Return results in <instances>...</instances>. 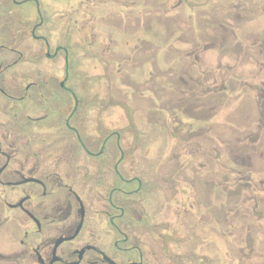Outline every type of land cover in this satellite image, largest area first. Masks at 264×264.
Here are the masks:
<instances>
[{
	"label": "flooded vegetation",
	"instance_id": "1",
	"mask_svg": "<svg viewBox=\"0 0 264 264\" xmlns=\"http://www.w3.org/2000/svg\"><path fill=\"white\" fill-rule=\"evenodd\" d=\"M110 3L136 14L152 70L101 92L75 16L0 0V264H264V0H163L184 52L166 66L144 37L160 1ZM138 91L152 161L129 149Z\"/></svg>",
	"mask_w": 264,
	"mask_h": 264
},
{
	"label": "rangeland",
	"instance_id": "2",
	"mask_svg": "<svg viewBox=\"0 0 264 264\" xmlns=\"http://www.w3.org/2000/svg\"><path fill=\"white\" fill-rule=\"evenodd\" d=\"M49 4H53L52 11L49 12V16L53 17V21L57 26H60V23L65 22L67 19L75 16V19H78L80 22L81 37L82 41V55H84L83 67L85 70H94L98 76L97 86L101 92H104L105 86L109 87H125L132 89L133 83L131 81L125 84V76L134 75L135 80L138 82L144 81V76H149V71L152 70L150 65H145L143 67L137 68V60L139 59L136 54V43L139 36V31L136 27V14L120 12L116 7L111 6L110 1L104 0V3L101 4L102 0H46ZM136 0H129L130 3L135 2ZM152 0H149V3H146L147 7H150L153 3ZM159 11L157 13L151 12V14H146L145 23L151 20V17H157L158 20L154 22V27L152 30H147L144 37L146 39L154 40L155 44L160 48L159 54L160 59L162 60L163 65H168L170 63V55L177 56L180 53L176 52L170 46L171 40L174 38L171 37L166 31V28L163 23H166L169 20V16H172L173 13L168 12V7H164L163 0H159ZM166 1V0H165ZM221 5L224 2L220 3ZM219 4V5H220ZM29 4H25L23 8L29 7ZM208 10L212 11L211 7L213 4L208 5ZM152 9H148V11ZM51 14V15H50ZM184 20L190 25L191 20L185 18ZM199 22V21H198ZM186 26V25H185ZM196 32H200V26L196 25ZM84 27V28H82ZM184 27V26H182ZM128 28V29H126ZM90 36L96 35V44L99 50L94 49L90 45H85L89 40ZM182 38L185 36L181 33L177 35ZM140 37V36H139ZM170 38V40H169ZM111 40H113L111 42ZM109 44V45H108ZM151 45V44H150ZM179 45V44H178ZM178 47V46H177ZM110 49V51H109ZM98 52L97 59L94 60L93 54ZM215 53V52H214ZM216 55V54H215ZM112 61V62H111ZM122 65V66H121ZM121 67V68H120ZM168 67V66H167ZM121 69V74H118L117 69ZM109 72L115 74L116 78L112 79V82L106 81L104 79L105 74ZM117 80V81H116ZM109 89V88H108ZM147 95L142 94L140 91L133 94L129 98V108L130 112H133L136 120L134 121L133 130L135 131L134 135L129 134V149H140L148 150L150 161L156 157V153L153 151L157 150V142L150 143L142 142L138 140L137 132L144 130L147 132V127L141 122L140 114L141 110L134 104L136 102L148 101L144 98ZM244 110L239 111V115L236 116V120L242 121L244 119L243 115ZM152 119V115H149ZM172 142H161L163 145L164 153H168L170 145ZM181 143H179L180 145ZM133 146V147H132ZM146 146V147H145ZM179 149V146H178ZM139 150V151H140ZM154 151V152H155ZM140 153V152H134ZM147 153V152H146Z\"/></svg>",
	"mask_w": 264,
	"mask_h": 264
}]
</instances>
